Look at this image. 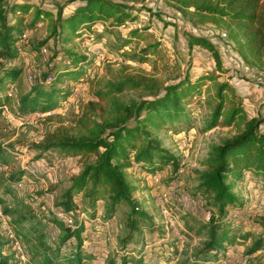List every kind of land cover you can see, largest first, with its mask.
Listing matches in <instances>:
<instances>
[{
	"label": "trees",
	"instance_id": "16d2710c",
	"mask_svg": "<svg viewBox=\"0 0 264 264\" xmlns=\"http://www.w3.org/2000/svg\"><path fill=\"white\" fill-rule=\"evenodd\" d=\"M72 1L64 0L54 15L30 0H0V116L6 106L18 118L60 109L80 82L89 85L92 96L70 122H60L47 130L41 141L31 144L36 150L35 159L47 151L57 153L60 159H83L81 170L70 177L55 204V210L71 214L72 224L62 222L53 210L45 214L37 212L30 202L31 194L14 195L15 184L27 178L34 182L39 175L30 165L16 167L14 148L0 143V210L11 234L25 247L27 263L99 264L93 250L83 244L89 237L88 222L102 210V221L110 220L123 206L127 207V231L106 264H221L227 250L247 244L250 239L253 241L247 253L257 252L264 246V219L258 220V226L244 230L238 226L229 212L236 213L242 201L232 190L228 177L239 180L246 171L255 182L264 185V130L260 128L264 117L247 118L241 95L227 79H222L227 70L210 37L186 34L189 50L200 46L211 53L215 61L213 71H204L193 79L186 71L169 83L146 73H116L101 84L91 79L88 72L93 59L67 44L84 31L92 35V40L114 34V28L134 19V12L152 9L146 0H81L69 13L63 14L62 9ZM169 1H173L182 15H191L201 25L210 24L224 30L233 49L245 62L264 68V0ZM26 16L30 17L28 22H25ZM40 22H46L47 36L22 41L24 32ZM249 26L253 29L249 30ZM146 30L134 28L124 34L116 33L110 44L112 50L145 62L158 53L159 41L147 42L137 50L127 47L133 42L148 40ZM49 40L58 48L51 47V53L43 54L42 49L47 50L45 45ZM21 52L41 55L44 59L39 74L26 89L22 88L24 66L14 62ZM126 90L146 92L149 97L123 100L119 94ZM196 103H202L207 113L204 129L232 126L236 133L212 147L204 160L207 169L198 173L195 192H188L200 203V209L207 207L210 216L206 218L199 211L181 209L183 235L206 237L187 258L180 259L175 239H165L158 247L155 242L147 244L148 238L143 237L142 229L150 231V239L155 232L163 235L162 227L133 196L138 187L127 179V171L147 178L171 167L169 177L163 181L176 178L179 158L162 146L151 129H161L167 121L187 116L186 106ZM47 223L61 232L54 245L45 240ZM135 236L142 238L144 244L132 256L133 250L128 244ZM4 248L0 243V264H23L14 251V260L3 255Z\"/></svg>",
	"mask_w": 264,
	"mask_h": 264
},
{
	"label": "rangeland",
	"instance_id": "374dc122",
	"mask_svg": "<svg viewBox=\"0 0 264 264\" xmlns=\"http://www.w3.org/2000/svg\"><path fill=\"white\" fill-rule=\"evenodd\" d=\"M30 1L45 10L53 12L54 15L57 12V7L64 2V0ZM81 2V0L72 1L62 9L63 14L69 13ZM146 4L157 12L155 14L152 10L134 12V19L114 28V34H105L101 38L95 37L92 40V35L84 31L67 44L74 50L85 53L93 59V66L88 70L91 79L103 84L112 79L113 74L116 73H146L156 76L162 82L169 83L182 77L186 71L189 72L192 79L204 71H213L215 70V61L208 50L200 46H194L191 50L188 49L186 34L188 32L199 33L210 37L218 49L222 66L227 70L222 79H227L236 92L241 95L247 118L264 117L263 67L258 64L251 65L245 62L233 49L231 40L221 35L224 30H219L210 24L201 25L196 21L195 17L182 15L173 1L146 0ZM9 19L11 20L12 17L9 16ZM24 19L25 22H28L30 17L26 16ZM134 28H146L148 40L133 42L127 47L128 49L135 48L137 50L147 42H160L158 53L149 56L145 62L125 57L121 52L112 50L110 45L116 33L124 34ZM252 29L253 27L249 26V30ZM46 36V22H40L35 28H28L24 32L22 41L27 39L41 40ZM45 46L47 48L45 54L51 53V47L58 48V45L53 40H49ZM42 61H44L43 56L25 54L24 52L19 53L14 59V62H21L24 66L22 88H28L30 81L33 79H29L28 76L34 74L35 71H39ZM258 82L259 87H256L255 84ZM119 96L123 100L149 97L146 92L134 90H126ZM91 98L89 85L85 82H80L74 87V93L69 101L60 109L47 113H33L25 118H18L10 111V106H6L1 113L0 143L14 148V165L16 167L25 166L26 164L30 165L39 175V179L34 181L35 188L32 191L16 192L14 190V195L24 197L31 194L33 199L30 202L37 212L45 214L55 210V204L61 190L68 184L70 177L81 170L84 161L78 157L60 159L57 153L53 151H47L41 158L35 159L36 150L31 147V144L41 141L45 132L60 122H70L71 117L77 114L80 107ZM11 104H14V101ZM201 104H189L186 106L187 116H179L178 119L167 121L161 129H151L152 134L160 140L162 146L174 153L180 161L179 175L174 179L163 181L169 177L171 167L157 172L161 175L162 185L166 188L174 186L167 201L162 204L157 202V188L152 184L151 176L145 178L140 173L127 171V179L138 187L133 196L142 204L153 220L162 227L163 235L155 232L154 238L150 239V231L146 228L142 229V232L145 233L143 237L146 236L148 238L147 244L152 245L155 242L158 247L162 246V242L165 239H175L178 242L180 259L187 258L193 250L201 245L206 236L204 234L199 237L183 235V224L179 217L182 206L177 204V188L180 189V192L193 194L198 183V173L207 169L204 160L212 147L236 133L235 128L232 126L218 125L210 129H204L207 113L205 107L201 106ZM174 128L176 129L174 130ZM260 128L264 130V124L260 125ZM93 158V156H90V160H93ZM228 181L232 182V190L242 201V205L237 209L236 213L232 210L229 215L238 222L237 224L242 230L250 226H258V220L260 218L264 219V185L255 182L251 174L246 171L243 172L242 179L236 180L233 177H228ZM197 196L200 197L201 195L198 194ZM36 197L37 199H35ZM202 199L203 201L206 200L205 198ZM77 203H79V199H77ZM163 205L168 209L170 216L171 212L174 214L176 222L179 223V225L176 223L177 225L175 224L172 229L166 223L167 216L163 212ZM208 205L209 201L206 206ZM78 210H80V206ZM193 210L195 212L199 211L198 214L201 212L207 216V207L203 210L199 207ZM102 211L100 214L101 220ZM126 211V206L121 207L117 214L110 219L113 226L108 229L100 226L97 231H93L92 239L94 240H90L89 245H86L88 248H95L97 252H100V257L102 253L106 255L102 264H106L107 260L116 253L118 245H120V238L127 231V226L125 225ZM54 229L56 228L53 224H46L45 240L47 244L54 245L61 235V232L58 231L57 240H52L50 234ZM260 229L261 226L258 227L256 233ZM0 230L2 234L0 243L5 246L2 254L14 260L12 240L7 233V230H9L7 219H0ZM143 241L142 238L135 236L133 241L128 244V247L133 250L132 256H135L142 243L144 244ZM252 241L250 239L247 244L232 246L225 252L221 264H264V246L253 254L247 253V248ZM96 260L100 259L97 258ZM98 263L101 264L100 262Z\"/></svg>",
	"mask_w": 264,
	"mask_h": 264
},
{
	"label": "built area",
	"instance_id": "2783aa9c",
	"mask_svg": "<svg viewBox=\"0 0 264 264\" xmlns=\"http://www.w3.org/2000/svg\"><path fill=\"white\" fill-rule=\"evenodd\" d=\"M223 37L225 36V33L222 32L221 34ZM46 49L43 48L42 49V53L45 54ZM39 74V71H35L34 74L29 75V79L34 78L35 76H37ZM256 87H259V82L255 84ZM13 89V86H11V90ZM36 171V170H35ZM151 181L152 184L156 186L157 191H156V200L159 204H162L164 201L168 200V197L171 194V191L174 189V186H171V188H166L164 185L161 184V175L160 174H153L151 175ZM35 188V182H33L31 179L27 178L23 181L18 182L17 184H15L14 186V190L16 192H22L24 190H29L32 191ZM50 197V196H48ZM177 204L181 205V208H186L189 210H193V209H197L198 207L200 208V203H198L193 196H191L189 193L187 192H180V189L177 188ZM163 212L164 214L167 216L166 219V223L169 224V228L172 229V227H175V224L177 223L175 218H174V214H172L171 212V216L168 212V209L163 205L162 206ZM56 216L64 223L67 224H72L74 219L71 216V214L62 212V211H58V210H54ZM100 214L101 212L95 217V219H93L90 223H89V231H88V238H85L83 240V244L84 245H89L90 240H94L92 239L93 234L95 231H97L100 226L108 229L110 227L113 226V223L110 220H106V221H102L100 218ZM206 218H208L210 216V212L207 211L206 213ZM81 216L83 217L84 214L82 213ZM0 219L5 220L6 217L2 214V212L0 211ZM179 225V223H177ZM176 224V225H177ZM3 229V228H2ZM1 229V230H2ZM0 230V233H1ZM4 231V230H3ZM2 231V232H3ZM58 229H54L52 230L51 234H50V238L52 240H57L58 238ZM94 231V232H93ZM7 233L9 234V236L11 237L12 240V250L14 251V254L16 256V258L18 260H20L23 264H28L27 263V251L25 249V247L11 234L10 229L7 230ZM176 233V232H175ZM178 234V233H176ZM93 252L96 254V257L99 258L100 260H98V262H100L101 264L103 263L106 255L105 254H101L100 257V252H97V250L95 248H92ZM227 256H228V252H227Z\"/></svg>",
	"mask_w": 264,
	"mask_h": 264
}]
</instances>
